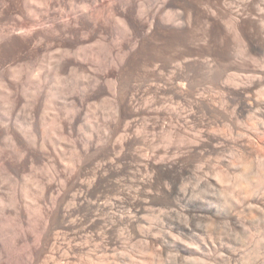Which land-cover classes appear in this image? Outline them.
<instances>
[{
    "label": "bare ground",
    "instance_id": "obj_1",
    "mask_svg": "<svg viewBox=\"0 0 264 264\" xmlns=\"http://www.w3.org/2000/svg\"><path fill=\"white\" fill-rule=\"evenodd\" d=\"M241 3L245 5L244 10H252L251 16L256 20L260 32L254 36L264 37V0H241ZM175 6L167 0L162 4H157V0H0V165L18 172L28 166L37 171L40 165L56 170L61 164L65 166L64 170L70 171L69 174L77 175L74 160V155H78L77 127L88 114H84V108L81 110L84 99L103 96L106 101L108 95L116 97L118 92L115 81L112 88L111 84L108 85L111 83L109 77L103 71L100 74L99 70L108 67L104 71L109 74V66L123 67L129 53L138 47L139 40L145 43L154 38L161 23L186 30L191 16L187 17L185 11ZM231 23V20L227 22V26L234 31L236 57L242 60L251 58L254 67L250 66L243 74L221 76L216 83V92L208 94L193 86L190 75L193 67L211 65L205 63L208 56L205 58L203 52L183 49L164 56L160 63H151L155 64L152 67L160 76L169 74L170 79L167 77L168 82L157 91L155 116L153 114L155 125L149 128L146 124L144 128L151 129L154 138L152 136L153 139L149 140L147 136L148 139L141 136L142 143L153 148V154L147 155V151L146 155H141L142 159L136 165L140 176L128 175L120 181L123 183L112 184L113 175L110 176L109 172L117 157H111L114 148L107 144L108 131L103 129L107 145L103 149L106 152L102 154V163L96 170L97 183L84 184L81 181L78 192L76 180L71 194L66 193L62 200L52 203L55 219L44 217V206L40 201H26L22 205L18 201L19 193L14 192L10 197L8 207L20 214L19 219L30 205L39 210L41 226L35 233L32 231L36 235L31 240L25 232L19 231L26 248L25 251L22 249L25 254L21 256L18 252L21 242L15 240L9 245L0 239V264H166L171 259L176 262L187 251L198 255L203 248L205 254H212L210 251L216 247L214 240L219 236L218 230L232 226L242 231L248 214L257 213L264 218V193L258 192L264 183V65L257 67L259 61L256 58L261 55L264 59V39L261 43L257 41L259 46H256L246 27ZM91 43L102 47L104 55H100L96 48L90 50ZM78 71L82 72L83 87L89 93H83V99H77L75 83L67 82L70 77H73L71 81L75 80ZM244 80L250 84L236 93ZM232 85L236 88L234 91ZM117 102L115 112H121L123 102ZM42 112L45 116L49 112V124ZM251 116L259 121L256 123L258 127H252L253 132L240 126L243 118ZM133 125L128 123L129 130ZM84 143L82 150L87 153L91 146ZM68 149L74 158L66 157ZM182 158L187 160L183 162ZM40 170L43 171V167ZM53 177L48 181H55ZM59 179L64 185L65 178L61 180L60 176ZM40 183L35 184L34 191L43 200L47 197V186L38 185ZM153 187L158 190L156 198ZM132 188L136 189V196L130 194ZM54 189L51 187V194ZM59 190L57 194L60 196ZM56 199L59 200L57 196ZM77 202L86 208L82 218ZM3 203L4 200H0L1 207ZM120 208L122 211L117 210ZM153 208L157 209V214L152 217ZM80 209L82 212V207ZM65 229L71 231L68 234L71 239H77L74 244L85 255L82 259H77L76 254L61 243L60 236L68 232ZM222 247L227 259L233 263L252 264L258 257L256 251L242 255ZM201 251L199 255L204 253ZM200 256H192L194 264L205 263L203 254Z\"/></svg>",
    "mask_w": 264,
    "mask_h": 264
},
{
    "label": "rangeland",
    "instance_id": "obj_2",
    "mask_svg": "<svg viewBox=\"0 0 264 264\" xmlns=\"http://www.w3.org/2000/svg\"><path fill=\"white\" fill-rule=\"evenodd\" d=\"M164 1L165 0H157V4H160V3L162 4ZM167 1L170 2L171 4H173L174 6L176 5L177 7H179V9H181L182 11H185L186 13L185 12L184 13H185V15L187 17H188V15L191 16L190 17L191 20L187 18L188 21H190L191 25L186 20L185 23L186 24L189 23V24H188V27L186 25V30L184 29V31H183V30L177 29L174 26H170V25H167L165 23H161L162 24L161 27L155 31L156 35L153 36L154 38L146 40L145 43H143V42L141 43V40H139L138 47L136 49H134V51H131V53H129V55H128L129 57H127L126 63H125V65L123 67L115 68L114 66L113 67L109 66V74L106 73L107 72L106 70L104 71V69H106L108 67L104 68L103 70H99V72L103 71V73H105L107 75V78L108 77L110 78V79L108 78V81L109 80L111 81V83H109L110 81L108 82L109 86H110V84L112 86L113 85L112 82L115 81L114 84L116 86L118 85V87H117L118 92L116 94V97L113 94L108 95L107 96V100L109 99V101L106 100L107 102L103 101L106 98V97L104 98L103 96H96L95 98L94 97H92V98L89 97V99L88 98L84 99L87 103H85V101H84V106L85 107L83 106L81 108V110L84 108L83 109L84 110V114H86V113H88V114H86V116L83 118L81 123L78 125L79 127H77V136H78L77 137V154L78 155H76V154L74 155L73 154L74 157H75L74 160L77 162V175L75 173H72V175L69 174L70 171L68 169L64 170L65 166H63L61 164L58 165L59 167H57V169H56L57 171L56 170H52L50 167L43 166V165H42L43 171L40 170V168H42L41 165H40L39 168L36 167L37 171H39L38 174L40 176L37 174L36 169H34L32 167H29V166L26 167L25 170L24 169H20V171L17 172V171L11 170L8 167L4 168V166L0 165L1 166L0 167V171H1L0 172V189H1L0 190V194L3 192L2 193L3 195L1 194V196H0V200H2V201L4 200V203H3V206H2L3 209L0 206L1 207L0 208V225H1L0 226V239L2 240V242L8 243L9 245H11V243H15V240H16V243L17 242H19V243L21 242V244L18 245L19 256H21L22 253L24 255L25 254L24 251L26 249L24 243L22 242L23 236H22L21 233L25 232V234L28 235L27 237L29 238V240L33 239L35 237V235H36L34 233L37 231L39 226H41V221H40V218H39L40 217V214L38 212L39 210L38 211H37V209L35 210L34 209L35 207H31V205H30V207L29 206L26 207V209L23 212V217L19 219V217H21L20 214L18 215L13 209L11 210V208L8 207L10 205V203H9L10 199H11L10 197H13L14 192H17V194L19 193L18 195L17 194L16 195L18 197H20V198H18V197L17 198H18L19 203L22 204V205L23 204L25 205V203H27L26 201H29V202L31 200L40 201L41 205L44 206V208L42 210V211H44L43 212L44 213V217L48 218L49 220H50V218H52V220L55 219V217L53 216L55 214H53L54 212L52 211V203L55 200H57V201L62 200V197L63 198L66 197V193L71 194L72 190L75 187L74 185H75L76 180H77V191L78 192L80 191V189L78 187V184L81 181L84 184L97 183L96 170L100 166L99 164L102 163L101 159L103 158V155L106 152V150H103V149H106L104 146L107 145L108 143H109V147L114 148V151H115V152L114 151L111 152V154H112L111 157L112 158L113 157L114 158L117 157V159L115 158L116 159L115 163L112 165L113 168L111 167L112 170H114V169L115 170L114 171L111 170L109 172L110 176L113 175V178L114 177L116 178V179L112 178V180H114L112 184L116 183L115 185H119L120 183H123V182H120V181H124L123 179H126L128 177V175L140 176L139 174H141V173L137 171L138 169L136 168V165L138 164V162L141 161L140 160L141 155H146L147 151H148L147 155L153 154V148H147L146 145H144L142 143V141H143L144 138H147V137L149 138V140L153 139L154 138V134L151 131V129H149L148 130L149 132H148L147 129L145 130L144 128L146 127V124H147V127H149V128L155 125L153 123L156 122V120H155L156 118L154 117L155 116L154 112L156 110L154 111V109H156V99L158 97L157 91H158L159 87L163 86L162 84L167 83L168 80L170 79V77L168 76L169 74H166L167 76L165 74H164L165 76L161 75L162 76L161 77L160 74L157 73V70H155V68L152 67L157 62L160 63V61L164 60L163 59L164 56H166V55L170 56L169 54L174 55V54H176V52L179 53L180 51H184V50H186V51L189 50V51H193V52L196 51L197 53H199V51H201V52L204 53L205 58L208 56L207 57L208 60L210 59L214 63L213 64L210 60L208 61L207 58L205 59V63L206 64H211V65H209L211 67L210 69L201 70L202 68L209 67L208 65H207V67L204 66V67H199V68L197 66V67H193L192 71L190 72L193 86L196 89L205 90L206 92H208V94L209 93L212 94V93L216 92V90H215L216 83L221 78V76H223L225 78L227 75L243 74L246 70L248 71L250 69V66H251V68L254 67V65L252 63L253 61L251 60V58L247 57V58H245L246 60H242V59H239L238 57H236L237 56V54L235 53L236 52V45H235L236 42L234 41L235 39L232 38V37H234V35H233L234 31L231 30L232 28H230V26H227V25L230 24V23L227 24V22H230V20H231L233 24H240V25L246 27L248 32L251 33V36H252L251 41L256 46H259L257 44V41H259L261 43L262 40L264 39V37L257 38V37L254 36L255 34L259 33L260 31L258 30V28L255 25L256 20L253 18V16H251L252 10L251 9L244 10V6L245 5H243V3H241V0H239V2H238V0H236V1L235 0H167ZM251 4H246V5H251ZM257 7H258V5H255V8H257ZM225 23H226V25H225ZM101 48L102 47H98V44L91 43L89 49L90 50H94L95 49V50H98V52H101V50H102ZM102 52H104V51H102ZM102 52L100 53V55H104ZM163 52H165V53L163 54ZM161 54H163V55H161ZM159 58H161V59H159ZM236 58H238V59H236ZM256 58L258 59V61L260 63V64L259 63L257 64L258 65L257 67H260L261 64L264 65L262 63L263 60H264L263 56L256 55ZM153 61H155V62H153ZM151 63H155V64L152 65ZM254 64H256V62ZM262 65H261V67H262ZM119 69H120V71H119ZM243 69H245V70H243ZM80 72L78 71L77 76H76L77 78H74L75 80H72V81L70 80V78H73V77H70L67 80L68 83L69 82L72 83L71 85H73L74 83L76 84V82H77L76 85L74 84V86L78 87L77 88V99H79V98L83 99V97H84L83 93H84V95H85V93L89 94L88 92H85L86 90H84L85 88L83 87V85H84L83 75H82V72L81 73ZM97 72H98V70H97ZM101 72H100V74H101ZM79 73H80V75H79ZM78 75H79V77H78ZM153 75L157 76L158 78L154 77ZM155 80H158V81H155ZM153 81H155V82H153ZM248 82L249 81L244 80L243 83H242L243 85L241 84V87L239 89H236L235 86H233V85H232V87L231 86L230 87L232 88L233 91L236 89L235 92L237 93V92L245 89V87H248V85L250 84ZM115 85H113V86H115ZM113 86H112V88H113ZM233 96H235V95H233ZM233 96H231V98ZM64 97H69V96L64 95ZM125 97L127 98V102H126V98ZM235 97L232 98V99H235ZM231 98H230V100H232ZM110 99H112V100H110ZM132 99H134V100H132ZM236 99H237V101L239 100L238 97ZM117 100H120L121 103L123 102L122 105L124 106V107L122 106V109H120L121 110V112L119 111L120 113L117 112V111L115 112V108H116L115 106L118 104ZM123 100H125V101H123ZM152 100H153L154 103H152ZM235 100H232V101H235ZM100 101L101 102L103 101V102L101 103ZM130 101L131 102L133 101V102L131 103ZM0 102H2V101H0ZM95 102H96V104H95ZM116 102H117V104H116ZM103 103H104V105H103ZM105 103H108V104H105ZM1 104L2 103H0V105ZM88 104L90 106H88ZM101 111H103V112H101ZM104 112L107 113V114H105ZM113 112H115L117 114H115ZM139 112H141V113H139ZM149 113L152 114V115H150ZM42 114H43L44 120L45 119L47 120V118L49 116V112L47 113V116L44 115L45 114L44 112H42ZM137 114H140V116L137 115ZM153 114H154V116H153ZM134 116H136V117H134ZM143 116L144 117L146 116V117L144 118ZM49 117H51V116H49ZM149 117H150V119H149ZM119 118H121V119H119ZM107 119H109V120H107ZM146 119H148V121ZM48 122H50V118H48L47 124H49ZM258 122L259 121H258V119L255 116H251L250 118L249 117H247V118L245 117V118L242 119V124L240 126L246 128V129H251V131H252V130H254V129H252V127H254V128L258 127V126H256V125H258V124H256ZM89 123H91V124H89ZM96 123H97V125H96ZM128 123L130 124V126L132 124H134V125L137 124V126L134 127V125H133L132 130H129V129H131V127L128 128L129 127ZM89 125H91V127ZM101 127H102V129H101ZM105 128H107V129L105 130ZM103 129L106 132L108 131L107 132L108 133L107 134L108 135L107 144H106V142H104L106 139H105V137H103V136H105L104 135L105 131ZM102 130H103V132H102ZM124 130L126 132L129 130L128 131L129 133L128 132L126 133ZM78 131H79V133H78ZM145 134H147V135H145ZM141 136L143 137V139H141L142 138ZM152 136H153V138H152ZM262 138L264 139V137H262ZM87 140L90 141V142H88ZM84 142H86L88 144L90 143L89 146H91L90 149L87 151V153L82 150V146L85 144ZM101 142H103V144H101ZM129 142H131L132 144L129 145ZM134 142L135 143L137 142L136 143L137 145ZM133 143H134V145H133ZM141 147H142V151H141ZM262 148L264 149V145H263ZM143 150L144 151L146 150V151L143 152ZM70 152H72V151L69 150V149H68V151H66V154H67L66 157L74 158ZM93 154H96L97 157L95 155H93ZM76 156H77V158H76ZM133 156H135V157H133ZM68 158H66V159H68ZM184 160H187V158H185V159L182 158L181 161L184 162ZM79 161H80V163H79ZM84 161H85V163H84ZM117 165H119V166H117ZM124 165H125V167H124ZM30 168H32V169H30ZM127 168L130 170V172H131V169H132V172L130 173L129 170H127ZM33 169H34V171H33ZM50 170L52 171V173H50L51 172ZM32 171H33V175H32ZM44 171H45V173L50 171V172H48V173H50V176H47L48 173L46 175L44 173ZM53 171H54V173H53ZM56 172H58L57 173L59 175L58 178H57L58 175L56 174ZM44 175H46L47 177H45ZM52 175H54L55 178ZM41 176H43V177H41ZM60 176H61V180L65 178L63 180V181H65L64 182L65 186L62 183H60L61 182L60 179H59ZM22 177H24V178H22ZM51 177H53L55 181L52 180L51 182H49L48 179H51ZM89 177H91V178H89ZM36 178H39V179H36ZM23 180L24 181L27 180V181L24 182ZM37 181L41 182L38 185H46L47 186L46 192H45V194H47V197L45 199H43V200L34 191V187L36 188L35 184L39 183ZM53 182H55V183H53ZM25 183H27V184H25ZM50 183H52V184H50ZM53 184H55V186ZM17 185H18V187H17ZM2 186H3V188H2ZM61 186H63V189H62ZM260 186H261V189H258V190H260L258 192H259V194H263L264 193V183L262 185H260ZM51 187L55 188L53 190L52 194H51V192H52L51 191ZM155 188L157 190V187H153L152 188V192H153L154 198H156V195L158 194L157 193L158 190L156 191ZM57 190H59L61 192L60 196L57 194L58 193ZM135 190H134V188H132L130 190V194H133L134 196H136L137 193L135 192ZM4 191L5 192L7 191L8 193L7 192L5 193ZM262 191H263V193H262ZM24 192H25V194H24ZM26 192H28V193H26ZM78 192H77V194H79ZM54 193L56 194L55 196L53 195ZM30 194H31V196H30ZM52 195L54 196V198H53ZM133 195H131V196H133ZM56 196H57V198H59V200L56 199ZM25 197H28L27 199L30 198V200H26ZM79 204L80 203L77 202V206L79 207V208L77 207V209L80 210L79 216L82 218L85 215V211L84 210L86 208H84L85 206H81V204L80 205ZM81 207L83 209L82 212H81V209H80ZM153 209H154L155 213H154V211H152V213H151V215L153 214L152 217L156 216L155 214H157V209L156 208H153ZM117 210L122 211V208L117 209ZM123 211H124V209H123ZM32 212H34V213H32ZM35 215H37L38 217L35 216ZM248 215L245 216L246 217L245 219H247V218L248 219L245 220L246 221V225H245V228L242 229V231H244L245 233L242 232L239 229H236V228L232 227V226H230L231 229H230V227H228V228L223 227V229L221 228L220 230L217 231V235H219V236H216L215 240H214V242L216 241L214 243V245L216 244V247H213L214 249L210 247L211 250H212L210 252L211 253L213 252L212 254H210V253H206L205 254V251H204L203 248L201 249L202 251L200 250L201 253L204 251V253H202L203 257H202V254H200L201 256L199 255L200 251H198V255H197L196 252H193V253H196V255H195V254H192V253L187 251L185 253V255L179 256V258H177V260H176L177 263L175 262V260L172 261V259H171V260H168V261H170L168 263L166 261V264H169V263L170 264L171 263L172 264H194L192 259H193V257L195 258V256L196 257H198V256L202 257L204 259V262H205L204 264H223V263H225V264H229V263L230 264H234L235 262L233 263V262H230V260H228L229 258L227 256V254H225L222 251V249H221L222 246H223L222 248H226L227 247L231 251H234V252L236 251L238 254L241 252L242 255L251 254V250L253 252L256 251V253L258 255V257H257L258 259L257 258H255L256 260L253 259L252 264H258V263L259 264H262V263L264 264V231H263L264 230V220H263L264 218L263 217H262L263 219L260 218V215L258 216L257 213H254V214L249 215V216ZM34 217H37L38 219L34 218ZM76 217H77V214H76ZM254 217L256 219H253ZM28 220H30L31 222L28 221ZM35 222H37V223H35ZM29 223H32V224H29ZM32 227L33 228L35 227V228L33 229ZM28 228H30V229H28ZM19 231H21V233ZM65 231H68V230L65 229ZM69 232H71V231L66 232L67 236L65 234L61 235L60 236V241H61V243L63 242V244H64L63 246L64 247L70 248L69 251L71 253L76 254L75 256L77 257V259H82L85 255L83 254V252H81L82 250L80 249V247H76L77 246L76 245L77 244V239H74V238L71 239V237L69 236L70 235ZM2 235H4V236H2ZM62 236L63 237L66 236L67 238L66 237L63 238ZM61 237H62V239H65V241L62 240ZM66 239H67L68 242H66ZM257 241H259V242L261 241V242L259 243ZM74 243H76V244H74ZM5 245H7V244H5ZM22 245H24V247ZM258 252H259V254H258ZM207 259H209V260H207ZM235 264H237V263H235Z\"/></svg>",
    "mask_w": 264,
    "mask_h": 264
}]
</instances>
